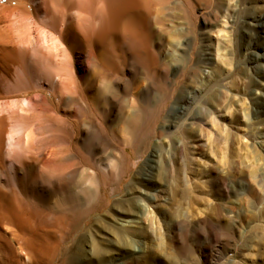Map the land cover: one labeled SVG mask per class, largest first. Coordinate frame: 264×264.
<instances>
[{
  "label": "bare ground",
  "instance_id": "6f19581e",
  "mask_svg": "<svg viewBox=\"0 0 264 264\" xmlns=\"http://www.w3.org/2000/svg\"><path fill=\"white\" fill-rule=\"evenodd\" d=\"M121 1L0 0V248L5 264H104L112 254L109 244L134 253L140 241L125 228L115 225L118 229L112 231L113 240L104 234L102 240H96V228L111 229L105 218L113 211V218L137 217L142 208L133 194L168 182L171 171L176 180L171 190L173 201L184 199L187 207L185 212L178 209L176 215L168 214L171 220L165 222L166 239L175 244L183 235L195 243L191 244L194 248L210 250L211 264H215L225 243L235 240L236 232L220 201L232 192L248 190L252 181L263 184L257 170L250 172L253 180L242 173L235 176L233 161H229L226 174L209 169L211 192L220 201L208 212L200 209L197 213L187 184L182 142H172V165H167L158 141L135 170L141 133L150 130L161 139L175 132L181 138L189 136L191 132L183 124L197 119L194 105L208 89L219 100V90L209 85V76L202 78L201 90L188 88L187 82L196 78L197 69L211 65L206 50L203 59L195 60L197 44L192 45L189 36L179 45L183 62L174 57L166 61L155 41L142 43L145 47L140 52L125 44L118 54L110 55L107 39L113 37L117 44L125 30L117 18L128 15L126 7L116 8ZM219 7L218 15L225 11ZM225 12L233 22L240 15L236 7ZM246 19L245 55L249 64L264 66V18L256 22L247 15ZM133 28L142 37L139 25ZM53 37L56 43L47 45ZM81 39L91 42V78L84 73L64 78L68 51H74ZM128 62L134 64L133 70L126 69ZM48 71L53 72L52 77L56 75L52 83L46 77ZM48 82L54 96L51 102L41 86ZM95 87L96 97L90 95ZM23 98H29L27 104ZM251 112L254 118L264 120V96L255 100ZM150 113L154 122L147 116ZM161 122L163 126H159ZM227 140L228 154L233 156L235 142L230 134ZM245 150L248 153L247 146ZM124 187L126 194H122ZM109 192L117 196L111 206ZM23 195L40 208L38 216L24 211ZM66 219L69 225L82 221L69 244Z\"/></svg>",
  "mask_w": 264,
  "mask_h": 264
},
{
  "label": "rangeland",
  "instance_id": "374dc122",
  "mask_svg": "<svg viewBox=\"0 0 264 264\" xmlns=\"http://www.w3.org/2000/svg\"><path fill=\"white\" fill-rule=\"evenodd\" d=\"M219 5L224 7L225 11L231 7L238 8L240 12L238 20L233 22L225 11H221L218 15ZM124 7L128 10V17L117 15L125 25L119 42L114 44L116 41L111 37L107 39V45L105 44L107 51L110 48L108 51L110 55H116L125 44L133 51L140 52L145 47L142 43L146 45L145 43L155 41L156 48L161 50L162 57L166 61L174 57L183 62L185 58L179 45L189 36L191 44L193 45L194 42L197 44L194 50L195 60L203 59L202 53L206 50L211 58V65H201L197 69L196 78L186 81L188 88L192 91L201 90L202 78L209 76L211 81L209 85H212L214 91L219 90L217 95L219 100H216L208 89L201 100L194 105L193 113L198 116L197 119H189L183 124V127L191 132L189 136L181 138L175 132L161 139L152 135L150 130L141 133L138 136L140 156L135 160V170L148 158L158 141L163 148L167 165H172L174 155L172 142L174 144L182 142L186 150L187 184L197 213L200 209L208 212L212 205L220 201L211 192L209 169L214 170L215 173L226 174L231 165L229 161H233L236 166L234 169L237 168L235 173H238L235 176L242 173L248 180H253L250 172L257 170L263 184L252 181L248 184V190L232 192L224 201H220L226 214L236 225V232L235 240L225 243V249L215 264H264V200L263 202L260 200L264 199V120L254 118L251 112L255 108V100L264 96V66L249 64L243 48L246 16L251 15L257 20L256 22L261 21L264 18V0H122L116 8ZM214 15H218L219 19L216 20ZM251 23L255 24L252 21ZM135 24L139 25L142 37L135 34L133 28ZM54 43L56 40L53 37L46 44L53 46ZM90 43L86 39H81L74 51H68L64 78L67 75L77 78L81 73L86 74L88 80L91 78L93 60L90 58L92 53ZM187 57L188 61L189 55ZM134 68L132 62L127 63L128 71ZM46 74L51 83L55 81L56 75L52 77L53 72L48 71ZM102 80L107 79L102 78ZM46 84L41 83V86L48 94L47 100L51 102L54 98L51 84L50 82ZM97 92L98 88L95 87L90 95L94 96ZM32 97L37 99V94H33ZM97 99H94V102ZM21 101L27 104L29 98H23ZM201 111H205L206 115L201 116ZM147 116L150 122H154L152 113ZM159 126H163V123L161 122ZM229 134L235 142L233 156H229L227 151ZM246 146L249 149L248 153L245 150ZM167 179L168 182L166 180L156 183L151 189L143 187L140 190L142 192L137 191L133 194L142 208L137 217L113 218L116 217V212L113 211L110 217L105 218L106 224L111 229L106 228L108 231H105L96 228V240H102L101 238L105 236L113 240V232L118 228L123 230L125 228L124 231L132 238L140 241L132 254H127L126 251L109 244L107 247L112 248V254L104 264H113L112 260L116 264H211L210 250L208 252L197 246L194 248L195 243L183 235L179 236V241L175 244L166 239L165 222L171 220L168 214L176 215L178 209L185 212L187 207L184 199L179 200L177 197V200L173 201L171 190L176 182L175 173L171 171ZM126 193L124 187L122 194ZM22 197L25 200L24 211L27 210L29 216H38L40 208L28 201L24 195ZM108 198L111 206L117 196L109 192ZM101 211L99 210L98 213ZM254 214H261L263 218L258 219ZM66 221L64 223V226L68 225H66L68 231L66 243L69 244L71 238L79 231L78 228L82 227V221L70 225L67 219ZM101 234H104L103 237ZM186 241L187 243H184ZM1 251L0 248V263L5 264Z\"/></svg>",
  "mask_w": 264,
  "mask_h": 264
}]
</instances>
